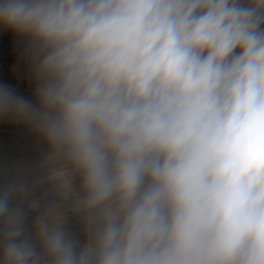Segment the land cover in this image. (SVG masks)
Segmentation results:
<instances>
[{"label": "clouds", "instance_id": "9594fccd", "mask_svg": "<svg viewBox=\"0 0 264 264\" xmlns=\"http://www.w3.org/2000/svg\"><path fill=\"white\" fill-rule=\"evenodd\" d=\"M0 264H264V0H0Z\"/></svg>", "mask_w": 264, "mask_h": 264}, {"label": "rangeland", "instance_id": "374dc122", "mask_svg": "<svg viewBox=\"0 0 264 264\" xmlns=\"http://www.w3.org/2000/svg\"><path fill=\"white\" fill-rule=\"evenodd\" d=\"M22 47L16 37L0 34V80H7L23 90L27 81V64L21 55ZM28 145L24 129L0 122V154L19 151Z\"/></svg>", "mask_w": 264, "mask_h": 264}]
</instances>
